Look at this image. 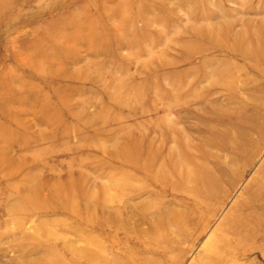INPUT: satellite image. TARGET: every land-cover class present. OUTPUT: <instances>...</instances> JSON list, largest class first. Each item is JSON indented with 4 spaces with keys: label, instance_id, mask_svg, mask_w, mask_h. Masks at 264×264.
I'll return each instance as SVG.
<instances>
[{
    "label": "rangeland",
    "instance_id": "374dc122",
    "mask_svg": "<svg viewBox=\"0 0 264 264\" xmlns=\"http://www.w3.org/2000/svg\"><path fill=\"white\" fill-rule=\"evenodd\" d=\"M0 264H264V0H0Z\"/></svg>",
    "mask_w": 264,
    "mask_h": 264
}]
</instances>
